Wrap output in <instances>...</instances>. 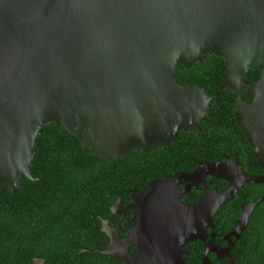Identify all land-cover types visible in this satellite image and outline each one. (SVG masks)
I'll list each match as a JSON object with an SVG mask.
<instances>
[{
    "label": "water",
    "instance_id": "1",
    "mask_svg": "<svg viewBox=\"0 0 264 264\" xmlns=\"http://www.w3.org/2000/svg\"><path fill=\"white\" fill-rule=\"evenodd\" d=\"M208 56L225 62L223 83L210 97L174 77L177 67ZM250 71L260 72L252 84ZM229 92L236 99L230 120L264 172V0H0V186L17 195L21 180H32L44 127L60 126L101 159L148 155L180 132L199 134L213 101ZM206 178L225 182L224 192L211 190ZM246 184L264 185V175L248 176L226 157L133 189L125 210L120 197L110 208L119 219L129 211L131 227L101 221L108 239L102 254L117 264H185L183 248L199 241L203 264L210 253L232 264V239L264 198L241 207L222 238L227 248L207 243V231ZM200 185L202 197L183 204Z\"/></svg>",
    "mask_w": 264,
    "mask_h": 264
},
{
    "label": "trees",
    "instance_id": "2",
    "mask_svg": "<svg viewBox=\"0 0 264 264\" xmlns=\"http://www.w3.org/2000/svg\"><path fill=\"white\" fill-rule=\"evenodd\" d=\"M224 75V60L214 56L174 71L179 84L199 87L209 97L221 86ZM259 77V71H250L246 82L252 84ZM241 95L246 103L252 101L245 89ZM234 101L233 92L214 100L199 134L180 132L178 140L166 148L148 155L131 152L124 159H101L83 150L75 135L63 132L60 126L44 127L34 145L32 180H21L17 195L0 186V264H32L35 259L44 264H117L102 254L108 239L101 232V221L111 227H131L129 211L123 221L110 211L118 197L125 210L131 201L129 191H141L168 175L190 174L199 163L224 162L226 157L236 158L246 175L263 176L239 123L230 120ZM225 188L223 181L212 182L211 189L218 194ZM202 195V187L192 188L182 202L195 204ZM262 198L264 185H244L218 210L214 229L207 234L227 236L241 207ZM233 242V264H264V202L254 208L244 232ZM208 259L217 263L213 257ZM201 260L200 251L185 264H200Z\"/></svg>",
    "mask_w": 264,
    "mask_h": 264
},
{
    "label": "flooded vegetation",
    "instance_id": "3",
    "mask_svg": "<svg viewBox=\"0 0 264 264\" xmlns=\"http://www.w3.org/2000/svg\"><path fill=\"white\" fill-rule=\"evenodd\" d=\"M243 89H245V88H243ZM242 89V90H243ZM241 90V91H242ZM235 95V94H234ZM246 95V94H245ZM243 99V98H242ZM236 100V99H235ZM235 102V101H234ZM205 185H207V182H210L211 183V187H212V182H214V181H219V180H214V181H212L211 182V179L210 178H206L205 180ZM226 186H227V184H226ZM199 187H202L203 188V185H200ZM198 187V188H199ZM212 190V189H211ZM225 190V189H224ZM214 191V190H213ZM216 192V191H215ZM224 192V191H223ZM114 217H116V216H114ZM118 218V217H117ZM119 219V218H118ZM120 221H123L124 219H119ZM121 224H123V222H121ZM117 227H120L121 229H123V230H125V229H127V228H130V227H124V226H122V225H119V226H115V227H112V228H117ZM244 232V231H243ZM230 234V233H229ZM208 235V238L206 239V241H207V243H211V244H213V245H215V243L217 242L218 244H220V246H217V245H215V246H217V247H219V248H222V249H225V248H227V244L222 240V238L224 237V236H216L215 234H207ZM242 235V234H241ZM123 236V237H122ZM120 237L121 238H125L126 237V234L125 233H120ZM233 240L234 239H232V247L230 248V250H229V255H230V251L234 248V246H235V244H234V242H233ZM238 240V239H237ZM236 241V240H235ZM221 244H225V246H221ZM183 250H184V252H185V262H186V260H190V257H192V258H196V256L197 255H199V252L201 251V253H202V259H203V254H204V250H205V248H204V244L202 243V242H199V241H196V242H192V243H189V244H187L184 248H183ZM133 249H130L129 250V253H133ZM231 256V255H230ZM208 257H213V258H215L216 260H215V263L216 264H224V262H227L228 263V261L227 260H225V259H221V260H219V259H217V257L214 255V254H212V253H210V254H208L207 255V260H208V262L207 263H205V264H213V263H211L210 261H209V259H208ZM231 257H233V256H231ZM233 262L235 261V258L233 257ZM233 262H232V264H233ZM200 264H203V262H202V260H201V263ZM229 264V263H228Z\"/></svg>",
    "mask_w": 264,
    "mask_h": 264
}]
</instances>
